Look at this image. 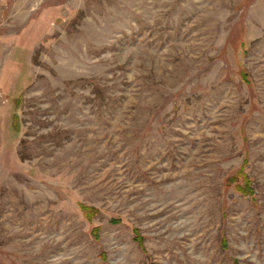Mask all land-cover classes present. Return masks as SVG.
Returning a JSON list of instances; mask_svg holds the SVG:
<instances>
[{
	"label": "rangeland",
	"instance_id": "rangeland-1",
	"mask_svg": "<svg viewBox=\"0 0 264 264\" xmlns=\"http://www.w3.org/2000/svg\"><path fill=\"white\" fill-rule=\"evenodd\" d=\"M0 264H264V0H0Z\"/></svg>",
	"mask_w": 264,
	"mask_h": 264
},
{
	"label": "trees",
	"instance_id": "trees-1",
	"mask_svg": "<svg viewBox=\"0 0 264 264\" xmlns=\"http://www.w3.org/2000/svg\"><path fill=\"white\" fill-rule=\"evenodd\" d=\"M246 78V77H245ZM246 80L248 81V79L246 78ZM21 101V98H18L17 103L19 104ZM18 107V106H16ZM13 123L16 129H20V117L15 114L14 118H13ZM242 170L238 173V175L236 177H232L229 179V184H237L236 186H238V190L244 194V195H248L253 197L254 196V191H253V187H252V183L249 181V179H247L243 173H241ZM81 211L83 212V215L85 217L86 220H88L89 222L93 221L96 216L100 213V211L96 208L93 207H89L86 205H82L81 206ZM120 220H113L112 222L115 224H118ZM99 228H95L93 230V234L95 236V238L99 236ZM134 233V238L136 240V242L140 245V247L144 248V241L145 238L143 237V235L141 234L139 229H134L133 230Z\"/></svg>",
	"mask_w": 264,
	"mask_h": 264
}]
</instances>
